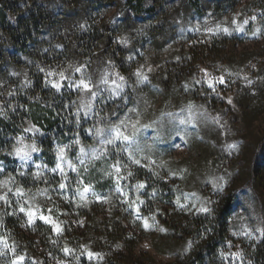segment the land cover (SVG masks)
<instances>
[{"label": "rangeland", "instance_id": "1", "mask_svg": "<svg viewBox=\"0 0 264 264\" xmlns=\"http://www.w3.org/2000/svg\"><path fill=\"white\" fill-rule=\"evenodd\" d=\"M39 1L44 0H28L20 6L28 10ZM47 1L54 5L55 26L48 25L37 34L38 43L28 46L38 48L40 56L31 59L25 53L18 54L13 56L12 67L0 71V117L20 111V107L16 110L18 106L36 104L35 100L43 107L45 97L36 95L38 89L40 93H78L89 105L92 129L99 138L97 149L84 158L86 174L92 172L94 179L101 177L108 187L103 202L95 205L96 212L102 215L110 211L120 195L118 185L124 171L135 167L157 185L164 183L165 188L177 187L190 195V202L236 191L241 204L233 213L226 253L233 260L241 259L258 233L264 232V0H228L221 9L206 7L202 16L175 9L172 30L183 25L182 34L149 36L142 46L138 45L142 26L126 18L127 9L122 5H93L87 10V0ZM95 29L103 34V40L93 39L88 46L83 42L87 48L79 51L70 46L75 36L91 37ZM4 39L0 31V45ZM8 53L3 48L0 55ZM177 65L184 67L182 73L191 83L201 85L199 92L208 100V112L190 95L142 90V83L151 75ZM31 84L34 87L25 91L24 87ZM53 84H59V89ZM126 85L133 90L131 100L122 92ZM120 93L124 102L114 104V96ZM109 104L113 111L108 110ZM171 112L180 122L171 120L167 125L172 132L181 128L188 146L173 139L167 150H160L147 129L134 143H104L116 126L131 136L158 115H167L168 119ZM183 113L188 124L181 121ZM39 127L38 122H30L20 113L16 131L22 142L35 138ZM53 144L58 158L72 147L71 142ZM10 180L11 173L1 169L0 211L2 205L8 206L14 218L21 221L27 244L23 247L28 255L26 264H78L79 256L57 257L39 246L41 234L36 225L40 221L50 225L55 234L62 232L70 237L84 227V217L63 211L64 217L59 220L48 204L50 196L39 190L40 179L32 187L21 189L22 194L14 195ZM29 211L33 213L31 220ZM124 216L127 241L119 246L113 243L114 254L124 253L128 264L138 259L142 264L174 261L175 245L154 219L137 221L134 214ZM6 250L7 244L0 240V264H9Z\"/></svg>", "mask_w": 264, "mask_h": 264}, {"label": "trees", "instance_id": "2", "mask_svg": "<svg viewBox=\"0 0 264 264\" xmlns=\"http://www.w3.org/2000/svg\"><path fill=\"white\" fill-rule=\"evenodd\" d=\"M26 1L28 0L0 1V31L5 37L4 43L0 45V54L3 48H7L10 54L0 55V71L4 72L12 67L15 63L13 56L18 54L25 53L31 59L40 56L36 53L38 48L31 49L28 46L31 42L36 43L37 34L48 25L55 26L52 3L47 0L39 1L26 10L20 6ZM227 2L228 0H123L121 3L120 0H87V10L93 5L101 4L124 6L127 9L126 18L131 17L132 21L142 26L138 43L142 46L150 39L149 36H169L173 32L182 34L185 30L183 25H176L177 28L172 30L171 14L175 9L182 8L187 14L194 12L202 16L206 7L221 9ZM103 38V34L95 29L91 37L75 36L70 46L79 51L87 48L91 40ZM83 42H87L86 46ZM183 69L184 67L181 69L177 65L175 69H165L151 75L148 81L142 83V90L151 88L163 94L190 95L194 102L199 103L206 109L205 112H208V100L199 92L201 85L191 83L189 77L182 73ZM34 85H27L24 87L25 91L31 90ZM139 90L141 91L140 88ZM40 92L38 89L35 93L45 97L43 107L39 100H35L36 104L18 106L16 110L20 107V111L7 113V118L0 117V171L7 169V172L11 173L10 182L14 183L11 191L13 195L18 189L32 187L34 182L40 179L39 190L50 196L48 204L59 220L64 217L63 211L84 217V227L70 237L62 232L55 234L50 225L38 221L36 226L41 234L39 246L45 251L57 257L79 256L78 264H128L124 253L118 251L115 255L111 246L115 242L119 246V243L127 241L124 213H130L136 216L137 221L154 219L163 232L169 233L166 237L174 243L173 251L176 255L170 264H264L262 231L258 233L257 240L247 247L241 259L233 260L226 253L233 213L241 204L236 191L224 192L214 198L205 196L200 199L197 196L198 200L200 199L197 203L190 202V195L187 196L177 187L165 188L164 183L157 185L152 177L148 174H145V177L139 167H135L124 171V177L118 185L120 195L116 197V204L110 211L99 215L95 205L103 202L108 187L101 177L94 179L92 172L86 174L88 167L85 169L84 158L97 149L99 143V138L92 129L89 105L76 92ZM122 92L129 95L130 100L133 99L134 93L130 86H124ZM123 93L114 96V104L120 105L124 102ZM106 106L108 110L113 111L112 105ZM20 113L30 122H38L40 125L32 140L22 142L18 137L16 124L19 122ZM174 113L168 119H165L167 115H158L147 125L138 127L131 134L133 143L140 140L147 129L152 133L160 150H167L173 139L188 146L186 134L181 128L178 127L172 132L167 125L171 120L178 119ZM183 114L185 116L181 121L188 124L190 121L186 113ZM179 122L177 120V123ZM54 141L71 142L72 147L62 158H58L54 152ZM28 158L31 160L27 161ZM61 184L65 187L61 188ZM147 208L149 210H146ZM202 208H207L208 211H201ZM10 211L8 206L2 205L0 240L7 244L5 254L9 264H26L28 255L23 247L27 244L23 241L25 235L20 229L21 221L18 218L16 220ZM89 253L94 255L90 257ZM132 264L142 263L138 259Z\"/></svg>", "mask_w": 264, "mask_h": 264}, {"label": "snow or ice", "instance_id": "3", "mask_svg": "<svg viewBox=\"0 0 264 264\" xmlns=\"http://www.w3.org/2000/svg\"><path fill=\"white\" fill-rule=\"evenodd\" d=\"M225 31H226V29H225ZM77 71H79V69H77ZM81 84H82L83 87H85V88L88 87V85L85 84L83 81H81ZM210 86H211V85H210ZM53 87H56L57 89H59L60 86H59V84H53ZM93 95H95V93H93ZM98 131H99V130H98ZM117 140L124 141V142H131L132 137L129 136V135H126L123 131H121V129H120L119 126H116V128H114V129L110 132L108 139L105 140L104 143H106V144H113V143H115V141H117ZM230 147H234V146H230ZM135 162H136V163H139V161H135ZM58 167H59V165H58ZM119 170H120V169L117 168V172H119ZM141 186H142V185H141ZM60 187H61V188H64L65 185H64V184H61ZM85 191H87V189H85ZM17 192H18V194H22V193H20V190H19V189L17 190ZM82 198H83V195H82ZM21 211H24V209L21 208ZM201 211H205V212H206V211H208V209H207V208H202ZM28 216H29V218H30V220H31L32 217H33V213H32L31 211H29V212H28ZM41 219H45L46 222H49V221H48V218H46V217H41ZM144 226H145V228L148 227V224H147L146 221H145V225H144ZM56 230L59 231L58 226H57V229H56ZM65 251H68V250L65 249ZM88 255L91 257V256L94 255V254H93V253H89ZM21 259H22V257H21Z\"/></svg>", "mask_w": 264, "mask_h": 264}]
</instances>
